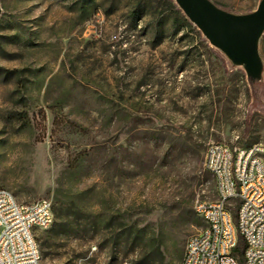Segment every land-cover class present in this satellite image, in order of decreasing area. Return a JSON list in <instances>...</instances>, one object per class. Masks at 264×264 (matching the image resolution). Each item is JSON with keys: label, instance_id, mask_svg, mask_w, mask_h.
<instances>
[{"label": "rangeland", "instance_id": "obj_1", "mask_svg": "<svg viewBox=\"0 0 264 264\" xmlns=\"http://www.w3.org/2000/svg\"><path fill=\"white\" fill-rule=\"evenodd\" d=\"M0 6V187L75 216L38 233L41 264H181L209 144L264 143V66L253 85L174 0Z\"/></svg>", "mask_w": 264, "mask_h": 264}, {"label": "built area", "instance_id": "obj_2", "mask_svg": "<svg viewBox=\"0 0 264 264\" xmlns=\"http://www.w3.org/2000/svg\"><path fill=\"white\" fill-rule=\"evenodd\" d=\"M205 168L216 198L196 202L204 226L188 238L181 264H264V143L213 141ZM54 222L50 199L22 202L0 187V264H41L37 236Z\"/></svg>", "mask_w": 264, "mask_h": 264}, {"label": "water", "instance_id": "obj_3", "mask_svg": "<svg viewBox=\"0 0 264 264\" xmlns=\"http://www.w3.org/2000/svg\"><path fill=\"white\" fill-rule=\"evenodd\" d=\"M174 1L212 45L234 64L243 66L251 79L260 78L264 66L259 52L264 33V0H260L254 11L245 14L229 12L212 0Z\"/></svg>", "mask_w": 264, "mask_h": 264}, {"label": "trees", "instance_id": "obj_4", "mask_svg": "<svg viewBox=\"0 0 264 264\" xmlns=\"http://www.w3.org/2000/svg\"><path fill=\"white\" fill-rule=\"evenodd\" d=\"M258 81V79H251V83L254 85V83ZM57 218L58 222L53 225L54 227V232L61 231L63 232L66 236L70 235L72 230L75 227V216L73 213H66L62 208L58 209L57 213ZM238 250L240 251L241 257L243 256L242 252V241L240 242L238 246ZM161 264H171L169 261H167L165 258L160 260Z\"/></svg>", "mask_w": 264, "mask_h": 264}]
</instances>
